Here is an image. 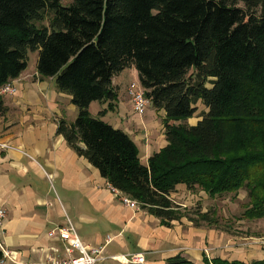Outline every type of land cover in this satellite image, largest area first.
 Masks as SVG:
<instances>
[{
  "label": "trees",
  "instance_id": "obj_1",
  "mask_svg": "<svg viewBox=\"0 0 264 264\" xmlns=\"http://www.w3.org/2000/svg\"><path fill=\"white\" fill-rule=\"evenodd\" d=\"M45 14L48 26H36ZM28 51L38 52L39 78L53 77L77 108L56 133L162 225L217 222L174 202L180 184L209 197L244 189L243 217L264 218V0H0V85L27 68ZM131 67L165 112L167 144L147 164L126 132L101 119L117 101L113 76ZM92 102L107 106L93 116ZM199 102L207 110L191 125ZM163 264L195 263L176 255ZM201 264L264 259L203 256Z\"/></svg>",
  "mask_w": 264,
  "mask_h": 264
},
{
  "label": "crops",
  "instance_id": "obj_2",
  "mask_svg": "<svg viewBox=\"0 0 264 264\" xmlns=\"http://www.w3.org/2000/svg\"><path fill=\"white\" fill-rule=\"evenodd\" d=\"M127 71L138 81L134 67L114 75L117 101L101 118L126 132L138 147L141 163L147 164L167 144L165 112L150 102L153 121L133 112ZM11 81L14 92L0 96V143L5 144L0 146V208L5 211L0 249L3 256L10 253L4 264H35L49 257L66 260L63 241L50 232L67 220L83 244L104 247V258L96 264H133L127 258L136 253L145 255L146 264H163L176 255L195 264H201L203 256L243 262L264 259V253L254 257L258 253L253 240L215 227H197L185 218L166 227L146 211L124 205L98 169L56 133L57 120L72 123L77 117L71 96L57 89L53 77L40 79L36 65ZM92 105L96 102L89 111L97 116L107 103L98 102L95 114ZM180 187L185 186L177 185L176 190ZM107 236L111 239L105 244Z\"/></svg>",
  "mask_w": 264,
  "mask_h": 264
},
{
  "label": "rangeland",
  "instance_id": "obj_3",
  "mask_svg": "<svg viewBox=\"0 0 264 264\" xmlns=\"http://www.w3.org/2000/svg\"><path fill=\"white\" fill-rule=\"evenodd\" d=\"M70 1L71 0H60L62 5H68ZM238 5L242 6L241 3ZM48 23L49 16L48 14H45V18L42 21L37 22L36 26H48ZM37 57V51H28V71L32 70L36 65ZM126 75L128 76V85H130L129 88L131 87L132 83H135L136 86L141 87L139 81H136V78L133 76V73L127 71ZM95 106L98 107V102H96V105H92L91 107V110L94 114L97 111V107ZM151 109L152 108L147 105L145 112L143 115H141V117L145 118L146 122L154 120V118L151 116V113L148 112V110ZM205 110L206 108L200 102L197 103V111L194 113L191 119L189 118V121L187 120V122L189 124L197 122L200 119L201 112ZM155 117L158 119L157 114H155ZM170 197L174 200V202L186 209L189 216L199 219L196 212H209V215L215 218L217 221L216 223H212L210 225L206 222H201L202 226L215 227L217 229L225 230L231 235L243 237L246 238V240H253L254 244L257 246L258 253V255H254L255 258L259 256V254L264 253V218L248 220L243 217V211L245 210V207L248 203L246 190L240 189L236 193L209 197L203 191H190L186 189V187H180L175 192H172Z\"/></svg>",
  "mask_w": 264,
  "mask_h": 264
},
{
  "label": "built area",
  "instance_id": "obj_4",
  "mask_svg": "<svg viewBox=\"0 0 264 264\" xmlns=\"http://www.w3.org/2000/svg\"><path fill=\"white\" fill-rule=\"evenodd\" d=\"M15 90L13 82H8L0 85V96L4 94L13 93ZM129 95L132 102V110L138 115H142L148 105V100L144 96V91L141 87L136 86L135 83L131 84L129 88ZM0 146L5 144L0 143ZM113 192L120 198L121 202L131 209L139 210V205L135 200L130 199L128 196L122 194L120 191L112 187ZM5 216V211L0 208V224ZM51 234H57L64 243V249L68 258L66 260H57L49 257L46 261L38 262L35 264H96L103 257V246L89 247L82 243L79 239L76 228L70 220H67L63 226H58L56 230H52ZM110 237H106L105 244L110 241ZM4 256L10 257V253L6 251ZM4 256L0 259V264H4ZM127 262L133 264H146L145 255L143 253L132 254L127 258Z\"/></svg>",
  "mask_w": 264,
  "mask_h": 264
}]
</instances>
